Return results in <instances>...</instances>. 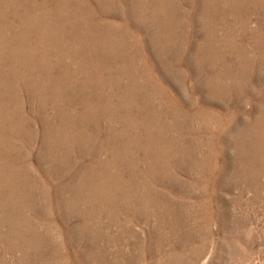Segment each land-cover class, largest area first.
Here are the masks:
<instances>
[{
	"label": "rangeland",
	"instance_id": "obj_1",
	"mask_svg": "<svg viewBox=\"0 0 264 264\" xmlns=\"http://www.w3.org/2000/svg\"><path fill=\"white\" fill-rule=\"evenodd\" d=\"M165 1L168 3V0H164L161 6L163 8L165 5L167 7L169 5L173 6L171 7V9L174 10V13L172 12L170 13V15L172 16H164L163 9H161V6H159L158 16L156 20L152 22H151L152 19H150V15L152 14L147 15L146 17L144 16L145 13H143V17L145 18L144 21H146V23L148 22L147 23L148 26L145 28V30H142V34H144L143 35L144 39L142 37V40L136 39L137 36L142 35L138 31L139 26L137 25L136 18L134 20V17H131V21H129L128 19V24L122 23L125 18L123 17V14H125L124 12L125 10L121 6L120 7L118 6L119 8L117 7L116 8L117 10L114 9L113 14L110 13L107 16L99 12L98 13L96 12L97 14L93 13L94 19L95 18L97 19V20L95 19L96 21L102 20V18L103 19L107 18L109 22L112 24V28H111L112 33L110 36L111 38L115 36V39L113 40L114 42L113 44L112 42L111 43L109 42L110 40L108 41L106 39H102L101 37H99L101 38V41H100V39L98 38V34L100 33V31L103 32V29L101 27H97L96 29V26L93 24L95 26L94 33L92 32L91 34H89L87 31H85L86 32L85 35L89 34V38L91 39L90 42H93L95 44L100 43L99 45L102 47L103 49L102 51L106 50L105 51L107 54L106 57L103 54L105 52L102 53L100 49H98L99 51L97 50L98 52L96 55L95 53H92L91 52L92 48L90 46L91 44H85V48L78 49V45L81 42L78 40V38H76V40L71 41L72 38L69 36L70 34L69 35L67 34V33H70V30H68L67 26L64 30V33L58 32L59 30L57 31L58 35L56 34L57 36H56V41H55L56 47L51 49L52 51L50 50L48 53H46V55L43 49L39 51L40 50L39 45L44 44V42L49 44L48 38H50L51 36V34L49 33L51 32V27L52 29H55L56 26L60 24L65 25L63 23H66L69 25L68 22L71 19L75 21V19L79 16L80 11H81L80 8L82 7L81 5L82 3L80 0L78 1L67 0V2L65 0H59L57 8L54 5V3H49L47 8H43L42 11H41L42 6L38 7L39 9L37 8V11L40 13V14H37L38 17L39 18L45 17L46 21L45 22H42L40 20L38 21L39 23L34 29L36 31L34 33V37H33L34 39L29 41V43L32 44V48L30 46L29 47L33 49L34 54L36 53L40 57V58L36 57L37 59L36 61H38V65L40 69H41L40 63H43V62H44L43 64H48V63L51 64L52 62L54 64L59 65L60 69H62L63 67L58 63L60 60L62 61L65 60V62L62 63V65L63 66L69 65V67L72 70L74 69V72L72 73L73 77H75L77 80L78 79L81 80L77 84L80 85V82L82 83L84 82L88 84V86L89 85L91 86V88L90 86L89 88H86V93L88 96H91L92 103L90 102L89 105L83 108L84 111L88 112L87 110H90L91 106L93 107L94 111L97 108L105 111L102 114L104 118L103 117L100 118L98 120L99 123L97 122V125L99 127L98 128L99 132H95V131L88 132L89 134L94 135L93 136L94 139H97L92 142L93 144H96V141L99 140L97 137H103L105 135L106 132L104 133L103 130L107 131V129L108 130L112 129V131L114 130L117 132H121L120 130L125 131L126 127L123 128V126L120 125L119 123L123 118H125L124 116L127 113H129L126 116L127 119H129L130 117L131 119L135 117L134 119L143 121L142 126L139 124L140 129L137 131L139 135L137 138H134L133 141L138 140V142L140 143L145 142V143L150 144L148 146H150V148L152 149V153L154 152L153 157H155L153 159V162L150 161V163L152 162L150 168H151L152 174L154 175H151V173H148L144 179L138 180V184H142V181L149 183L150 185L149 187L150 188L154 187L153 189L157 192L158 200L160 198L161 200L170 201V202H173L174 205L176 206H178L179 203L183 204V206H185V208L188 210L187 212L189 211L191 212L192 211L191 209L194 208L197 210L199 219L201 218V220H198L195 223V221L191 219L190 217L187 218L189 215L187 216L186 214V218L188 219V222H189L188 226L185 227L183 226L184 223L183 224L178 223V227H177L176 234H175L176 242L171 239V241L177 244L178 247L176 245V249L173 252V248L166 246L167 249H165L164 251L166 253V254L164 253V256H166L167 258L168 257L174 258L176 256L175 259L176 258L178 259V264H180V258H182V264H264V140L260 136L262 135V131L264 130V128H262L264 125L262 126L260 125L262 131L259 130V132L256 131L255 126H254L255 124H258V122H260L262 119L263 120L261 122H263L264 124V57L261 55V54H264V53H261V52H264V48H262L264 47V40L262 41V43H260L256 38L254 40L251 35V32L252 33L256 32L259 21H262L264 23V11L262 8L260 9V7L255 8L258 12H253V11L251 12V10H248V13L250 14L247 15L249 18L247 19V17L244 16V14L241 13V11L235 10L233 14L229 13V10H228V8L230 7L229 4L233 5L234 3L233 1H227V5L224 6V4L226 3V0H218L219 2L217 3V5L222 4L220 8L224 7L223 10L226 9L227 13L226 12L218 13V15L215 16L214 18L211 15L212 13L201 11L204 0H198L200 7L194 10L196 11V13L192 12V10H189L190 6H188L187 1L185 2V0H170L168 4ZM193 1L196 2L195 0ZM214 1H217V0H214ZM256 1L260 2L261 4L264 2V0H255V2ZM41 2L42 0H35L36 4L38 3L40 5ZM211 5H212V2H211ZM178 8L180 11H181V8L184 9V11L182 12V14H184L183 16L182 14L178 15ZM58 10L61 12H59ZM70 10L71 12H69ZM48 12L49 14H47ZM44 13H46L47 16H45ZM68 13L70 16L68 15ZM72 15L74 18H72ZM220 15L223 17H221ZM0 16H1V13H0ZM64 16L65 17L68 16L70 20H68V22L67 20L66 22L63 21V19H65ZM180 16H181V20L183 24H180V19H179ZM241 17H242V20L246 18L248 22L247 23L248 32L246 33H243L244 31L241 28V23H239V19ZM164 18H166L167 20ZM94 19L92 20L90 19V22H94ZM157 19L160 20V22L158 23L159 26H157V21H158ZM161 21H164L166 25L164 26L160 25L164 23V22L162 23ZM221 21L222 22L224 21L223 23L225 27L222 25ZM47 22L48 24L46 25ZM55 23H58V25H55ZM184 23H186L187 25ZM213 24L217 26L215 28L216 31L214 34L209 32L213 30V26H214ZM97 26H99L98 23H97ZM204 28L206 30H204ZM0 29H2L1 26H0ZM44 29L45 31H43ZM151 33H152V37L154 34V37H153L154 39L152 40H151V35H150ZM131 34L133 37L131 36ZM94 35L95 37H93ZM42 37L44 39H42ZM60 37H61V40H60ZM146 37L147 39H145ZM156 37L159 39H157ZM234 39H235V42H234ZM82 40L85 41L84 39ZM32 41L34 44L32 43ZM236 43L238 44L239 47L237 46ZM257 44L259 45V47H257ZM205 47L206 48L208 47V48L206 49ZM72 48H75V49H72ZM238 48L240 51L238 50ZM241 51L243 53H241ZM65 53L67 56H65ZM79 54H82V55H79ZM101 54L104 57V60L101 57ZM52 57H53V60H52ZM45 60H47L48 62ZM77 60H79V62ZM131 61H133L134 64ZM80 62H82L81 65H80ZM226 62H228V64ZM145 64L147 66H145ZM112 65L117 66L120 69L119 73L116 72L117 73L116 74L114 72H111V69L114 70V67ZM259 67L260 68L262 67L261 68L262 70L259 69ZM104 68H107V70ZM55 69L52 71L53 72L52 74H57L56 72L58 71V69L56 70ZM86 69L88 70L87 72H86ZM121 75H124V76H121ZM117 78L118 79L120 78V79L117 80ZM122 78H124L125 80ZM87 79H89L90 82ZM109 80H111L112 83L118 82L121 88L130 87L131 88L130 92L129 93L121 92L120 99L118 101V99L116 98V95L120 92V88L114 86L115 87L114 89V87L109 86L106 83ZM121 83H123L124 85ZM130 83H133V84H130ZM146 85H149V86H146ZM236 89H239V90H236ZM115 93L116 95H114ZM97 100L99 103L97 102ZM93 102L95 103L93 104ZM124 106H125V109L123 108ZM110 107H112L113 109ZM128 110L129 112H127ZM47 111L45 110L43 112L39 110L41 119L43 121H45L48 118L50 119L49 115L51 111H49V109ZM119 114L121 117L119 116ZM116 115L118 116L116 117ZM138 115H140L141 118L142 117L143 118L139 119ZM150 120H151V123L149 124ZM112 121L114 124H112ZM70 122H74L75 125L76 123H80L85 127V122L83 121H77L76 119L75 120L73 119ZM70 122L69 124L71 125L72 123ZM54 123L57 124L56 122ZM89 125H91L90 127L91 129L92 127L95 128L97 126V125L94 126L92 123ZM117 125L118 127L119 126L120 127L118 128ZM42 130H43L42 124L40 123L37 117L36 122H33L32 124V132L34 133V141H33L32 149H31V157H29L30 161L28 162L31 164V166L34 165L37 168L39 167V154H40L39 150H41V154L45 152V147L42 145V140H41L43 137ZM245 132L251 133L250 135L251 137L248 135H247L248 137H245L244 135ZM123 133L126 134L128 132H123ZM129 133L131 136L135 132L131 131V128H130ZM85 134H86V131H85ZM61 135L62 134H60V136ZM68 137L69 135H67V138ZM62 138L66 139L63 136ZM150 139L151 141H149ZM68 140H65L66 144L69 146L68 149L69 148L70 149L74 148L73 150L76 149L74 151L73 156H70L72 157L71 162L72 160L74 162L75 158L77 157L76 154H78L83 159L82 160L83 163L81 162L80 165L86 164V163L88 164L89 159L88 157H86L87 155L80 154L79 152L81 146L83 147L85 146V142L81 141L79 144H75V142L70 137ZM152 142L156 145H154ZM144 145L145 144L143 145L141 144L140 146L143 147ZM165 146L166 148L163 149ZM214 147H216V149ZM35 152L36 153L38 152V153L36 154ZM46 152L48 153V151ZM46 152L42 155L43 157H45ZM48 154L50 155V153ZM46 157L49 158L48 156ZM159 158L162 159V162H161V159ZM40 160L42 161L41 166L44 167L43 169L45 170L48 169V167L51 168L53 166V163L50 162V159H46V160L40 159ZM156 160L159 161V163H157ZM246 160L247 161L249 160V162H247ZM45 161L46 163H44ZM140 162L141 160L138 161V163ZM249 163H251L252 165L251 164L249 165ZM69 169L71 168L65 169L64 170L65 173H67ZM74 171L72 172L76 173V171L75 172ZM145 171L148 172L146 168L144 167L143 163H141L136 169L135 174L138 177L140 176L142 177L144 174H146ZM198 171L203 172L202 175H204L205 177L204 176L202 177L205 178L206 181L204 179H201L200 181L199 178H197V177H200V175L198 176L197 174ZM61 175H63V173H61ZM44 177L45 178L43 179H45L44 180L45 182L51 181L48 175L47 176L45 175ZM149 177L153 178L154 180H151L152 182L151 181L149 182L148 181V179H150ZM64 179L65 177H61V180H64ZM194 179H198V182H197L198 185L196 186L194 185L193 189L188 187V189L190 188L189 191L191 194L186 195L185 193H183V189H185L183 184L184 183L186 184V182L188 183V181L190 182L191 180H194ZM198 189H203V191H205V195L201 198L198 197L199 195L196 196V190ZM192 190L194 191V193L192 192ZM38 195L40 194L38 193ZM191 196L194 199L195 197H198L196 198L197 200L196 202H200L202 201V199L205 200L204 207H202L203 209L193 204L194 202L192 201L194 199H192ZM186 201H189V203L187 204ZM206 216H208L209 219H207ZM71 220L74 224L77 218L73 217ZM207 220H210V221H207ZM236 220H239V222H235L237 225H234L236 228H233L231 224ZM60 224L62 223L60 222ZM202 227L203 228L208 227L206 229L208 230L206 236L198 232V230L200 231L203 229ZM185 228L187 229L184 231ZM40 229L43 230L42 227H40ZM185 232L187 235H185ZM188 235H190L191 237L190 239L187 237ZM69 237L70 236L66 233V231H65V234H63L62 236L59 233L57 234L56 232L54 233V240L58 241L60 244L63 243V246L61 245L62 250H63L62 252H68V253H71V255H73L75 251L79 253L81 251V248L83 247V245L81 246L80 242H77L71 245L73 249L67 251L66 243H68V241L70 242ZM192 243H194L193 244L194 246L192 245ZM170 252L173 254H171ZM192 252H195L197 255H195L193 259H190V255H192Z\"/></svg>",
	"mask_w": 264,
	"mask_h": 264
},
{
	"label": "bare ground",
	"instance_id": "obj_2",
	"mask_svg": "<svg viewBox=\"0 0 264 264\" xmlns=\"http://www.w3.org/2000/svg\"><path fill=\"white\" fill-rule=\"evenodd\" d=\"M65 1L67 2V0H65ZM76 1H78V0H76ZM80 1L82 3L81 4L82 7L80 8L81 11H80L79 16L77 17L75 15L77 17L75 19V21L72 19L70 20V18L68 16L67 17L64 16L65 19H63V21L66 22V20H67V22H68V20H70L68 22L69 25L66 23H63V22L62 23L65 25H61V24L58 25V23H55V25H58V26H56L55 29H52V27H51V32H49L51 34V36H50V38H48L49 44H47L46 42H44V44L40 43L41 45H39L40 46L39 51H41L43 49V51L45 52V55H46V53H48L51 49L55 48L56 47L55 46L56 45V43H55L56 36L58 35L57 33L58 32L64 33V30L67 26L68 30H70V33H67V34L68 35L70 34L69 36L72 38L71 41L76 40V38H78V40L81 42L78 45V49L85 48V44H91L90 45L92 48L91 52L95 53V55H96L97 52L99 51L98 49H100V51H102L103 49L99 45L100 43L95 44L93 42H90L91 39L89 38V34H91L92 32L94 33V27L96 26V29H97V27H101L103 29V32H101L99 30L100 33L98 34V38L101 37L102 39H106L108 41L110 40L109 42L110 43L112 42V44L114 43L113 40L115 39V36L113 38H111V36H110L112 33V29H111L112 24L109 22V20L107 18H104V19L102 18V20L96 21L97 19L96 18H95L96 20L94 19L93 13L97 14L99 12V13H102L103 15L107 16L110 13L113 14L114 9L117 10L116 8L118 6L119 7L121 6L125 10L124 11L125 14L122 13L123 17H125L122 23L128 24V19H129V21H131V17H134V20L136 18L137 19V25L139 26L138 31L142 34V30H145V28L148 26L147 25L148 22L146 23V21H144L145 18L143 17V13H145L144 16H146V17H147V15L152 14V15H150V19H152L151 22L155 21L157 16H158L159 6H161L163 4L164 0L163 1L162 0H80ZM186 1H187L188 6H190L189 10H192V12L196 13V11H194V10H196V8L200 7L198 0H195L197 3L194 2L193 0H185V2ZM227 1H233L234 2L233 5L229 4L230 7L228 8V10H229L230 14H233V12L235 10L241 11V13H243L244 16L247 17V19H249L247 15L250 14V13H248V10H251V12L252 11L258 12L255 8L260 7V9L262 8L264 11V2L261 4L260 2H257V1L255 2V0H226V3L224 4V6L227 5ZM169 2H170V0H168V3ZM204 2H205V4H204ZM204 2H203V7H202L201 11L212 13L211 15L214 18H215V16L218 15V13L226 12V9L223 10L224 7L220 8V6L222 4L217 5V3L219 2L218 0L217 1L204 0ZM211 2H212V5H211ZM49 3H54V5L57 8L59 0H42L40 5L38 3L36 4L35 0H6V1L0 0V13H1L0 26L2 27V29H0V264H178V259L177 258H176L177 260L175 259L176 256L174 258H171V257L167 258L166 256H164V253H165L164 251H165V249H167L166 246L173 248V252L176 249L177 244H175L173 241H175V234H176V230L178 227V223L179 224L184 223L183 226L186 227L189 224L187 218L190 217L191 219H193L195 221V223L198 220H201V218L199 219V215L197 213V210L194 208L191 209L192 210L191 212L190 211L187 212L188 210L185 208V206H183V204L179 203V205L176 206V205H174L173 202L161 200L160 198L158 200L157 199V192L153 189L154 187L153 188L149 187L150 186L149 183L142 181V184H138V180L144 179L148 173H151V175H154V174H152L150 166H151V163L153 162V159L155 157H153L154 152L152 153V149L150 148V146H148L150 144L145 143V142L140 143V142H138V140L133 141L134 138L138 137L139 134L137 131L140 129L139 124L142 126L143 121L138 120V119H134L135 117L132 119H131V117L129 119H127L126 116H127V114H129V113H127L124 116L125 118H123L120 121V123L117 121L120 125L123 126V128L126 127L125 131H123V130H120L121 132H117L114 130L112 131V129L108 130L106 127L107 131L103 130L104 133L106 132L105 135L103 137H97L99 140L96 141V144L92 143L93 141H95L97 139H94V137H93L94 135L89 134L88 132L89 131L99 132L98 131L99 127L97 125V122L100 118L103 117L102 114L105 111L98 109V108L95 109V111H94L93 107L91 105H90L91 109L87 110L88 112L84 111L83 108H85L87 105H89V103L92 100L91 96H88L86 93V88H89L90 85L88 86V84H86L84 82H83L84 84L82 82H80V85H78L77 83H79V81H81V80H79V79L77 80L75 77H73L72 73L74 72V69L72 70L69 67V65L68 66L62 65V63H64L65 60L64 61L60 60L58 63L63 67L62 69H60L59 65L54 64L52 62H51V64L50 63L43 64L44 62L40 63V66H41V69H40L39 65H38V61H36L37 60L36 57H38V58H40V57L36 53L35 54L33 53V49H31L32 44L29 43L30 40L34 39L33 38L34 33L36 32L34 29L37 26V24L39 23L38 21L39 20L42 22L46 21L45 17H41V18L38 17L37 14H40V13L37 11V8L42 6V8H41V11H42L43 8H47ZM61 3H62V1H61ZM220 3H222V2H220ZM165 6H164V8L161 6V9H163V15L164 16H172V15H170V13L171 12L174 13V10L171 9V7H173V6H171V5H169L168 7L167 6L165 7ZM60 7H62V6H60ZM182 8H184V7H182ZM182 8H181V11L178 8V15L182 14V12L184 11V9H182ZM52 11H54V10H52ZM49 12L47 14H49ZM59 12H61V11H59ZM69 12H71V10ZM55 13H53V14H55ZM44 14H45V16H47L46 13H44ZM68 15H69V13H68ZM183 15L184 14H182V16ZM221 17H223V16H221ZM72 18H74L73 15H72ZM60 19H62V18H60ZM90 19L91 20L94 19V22H90ZM158 19H159V17H158ZM164 19H166V18H164ZM179 19H180V24H183L182 20H181V16ZM247 19L245 18L244 20H242V17L239 19V23H241V28L244 31L243 33L248 32ZM260 19H261V17H260ZM57 21H58V19H57ZM138 21H139V23H138ZM147 21H148V19H147ZM168 21H170V20H168ZM52 22H54V21H52ZM159 22H160V20L157 21V26H159L158 25ZM161 22L163 23L164 21H161ZM223 22L221 21L222 25L224 26ZM97 23L99 24V26H97ZM47 24H48V22L46 23V25ZM184 24H186V23H184ZM160 25L164 26L166 24L164 22L163 24H160ZM213 25H214L213 30L209 31V32L214 34L216 31L215 28L217 26L215 24H213ZM154 26H155V24H154ZM231 28H232V26H231ZM208 29H209V27H208ZM219 29H221V28H219ZM240 29H239V31H240ZM204 30H206V29L204 28ZM43 31H45V29ZM85 31H87L89 34L85 35V33H86ZM247 34H249V33H247ZM143 35L144 34H142L141 36L140 35L137 36L136 39L142 40V37L144 39ZM150 35H151V40L154 39L153 38L154 34H153V37H152V33ZM251 35H252V38L254 40L256 38L260 43H262V41L264 40V23L262 21H259L256 32L255 33L251 32ZM131 36H132V34H131ZM145 36H146V34H145ZM186 36H187V34H186ZM93 37H95V35ZM212 37H214V36H212ZM101 38H99L100 41H101ZM127 38H129V37H127ZM249 38H251V37H249ZM42 39H44V38L42 37ZM82 39H84L85 41H83ZM145 39H147V37ZM157 39H159V38H157ZM60 40H61V37H60ZM155 42H156V40H155ZM234 42H235V39H234ZM32 43H33V41H32ZM260 43H258V44H260ZM69 44H70V42H69ZM258 44H257V47H259ZM237 46H238V44H237ZM58 47H59V45H58ZM195 48H197V47H195ZM262 48H264V47H262ZM72 49H75V48H72ZM238 50H239V48H238ZM105 51L106 50L102 51V53ZM70 52H71V50H70ZM130 53H131V51H130ZM203 53H205V52H203ZM241 53H243V52L241 51ZM261 53H264V52H261ZM41 54H42V52H41ZM103 54L105 57L107 56L106 52ZM79 55H82V54H79ZM261 55L264 57V54H261ZM65 56H67L66 53H65ZM73 56H75V55H73ZM75 57H77V56H75ZM101 57L104 60V57L102 56V54H101ZM237 58H238V56H237ZM112 59H113V57H112ZM47 60H49V59H47ZM47 60H45V61H47ZM52 60H53V57H52ZM77 61L79 62V60H77ZM120 61H122V60H120ZM199 61H200V59H199ZM128 62H129V60H128ZM131 62H133V61H131ZM81 63L82 62H80V65H81ZM226 63L228 64V62H226ZM133 64H134V62H133ZM103 65H105V64H103ZM145 66H147V65L145 64ZM82 67H83V65H82ZM113 67H114V70L111 69V72L119 73L120 69L117 66H113ZM255 67H257V66H255ZM55 68L58 69V71L56 72L57 74H52L53 73L52 71ZM107 68H104V69L107 70ZM261 68L259 67V69H261ZM37 69H39V70H37ZM83 71H85V70H83ZM87 71L88 70L86 69V72ZM249 71H250V69H249ZM127 73H128V71H127ZM77 74H78V72H77ZM108 75H110V74H108ZM244 75H246V74H244ZM121 76H124V75H121ZM133 77H135V76H133ZM119 79L117 78V80H119ZM122 79H124V78H122ZM87 80H89V79H87ZM238 81H240V80H238ZM89 82H90V80H89ZM106 83L109 86H112V87L115 86V87L120 88V92L117 95H116V93L114 94V95H116V98L118 99V101L120 99V93L121 92L122 93H125V92L129 93L130 89H131L130 87H126V88L122 87L121 88V86H119L118 82L112 83L111 80L107 81ZM128 83H126V84H128ZM121 84H123V83H121ZM130 84H133V83H130ZM146 86H149V85H146ZM223 86H225V85H223ZM115 87H114V89H115ZM90 88H91V86H90ZM149 89H148V91H149ZM106 90H107V88H106ZM236 90H239V89H236ZM84 91H85V93H84ZM226 91H227V89H226ZM246 92H248V91H246ZM104 98H105V96H104ZM114 101H115V99H114ZM157 101H158V99H157ZM97 102H98V100H97ZM146 102H148V101H146ZM94 103L95 102H93V104ZM141 104H142V102H141ZM122 105H124V104H122ZM71 107H73V108H71ZM110 108H112V107H110ZM123 108L125 109V106ZM146 108H147V106H146ZM48 109H49V111H51L50 115H49L50 119L48 118L45 121H43L41 119V115H40L39 110L44 112L45 110L47 111ZM127 112H129V110ZM45 113H44V115H45ZM112 113H113V111H112ZM34 114L38 117V120L42 124V129H43L42 130L43 131V137L41 139L42 145L45 147V152L48 151V153H50V155H49L46 152L45 157H43L42 155L45 152L41 154V150H39L40 154H39V167L38 168L34 165L31 166V164L28 163L30 161L29 157H31V149H32L33 141H34V133L32 132V124H33V122H36V120H37V117ZM117 116L118 115H116V117ZM119 116H120V114H119ZM132 116H134V115H132ZM138 118L142 119L143 117L141 118V116L138 115ZM73 119L74 120L76 119L77 121L85 122V127L80 123H76V125H75V123H74L75 121L70 122ZM215 119H217V118H215ZM261 121L258 122V124L254 125L256 131H258V132H259V130L262 131L260 125L261 126L264 125L263 122H261ZM54 122H56L57 124H55ZM69 122L72 124L70 125ZM91 123L94 126H96V125L97 126L95 128L92 127V129H91L90 128L91 125H89ZM150 123H151V120H150L149 124ZM102 124H103V122H102ZM112 124H114L113 121H112ZM118 125H117V127H118ZM86 127H88V128H86ZM130 128H131V131L135 132L131 136L129 133ZM262 128H264V126ZM99 130H101V129H99ZM85 131H86V134H85ZM122 131L128 132V133L125 134ZM66 132H68V133H66ZM148 132H150V131H148ZM248 132L244 133L245 137H248L251 135V133H248ZM60 134H62V135L60 136ZM67 135H69V137L75 142V144H79L81 141L85 142V146L84 147L81 146L79 152H80V154H86L87 155L86 157H88V159H89L88 164L85 162L86 164L80 165V163L82 162L83 159L78 154H76L77 157L75 158L74 162H73V160L71 162L72 157H70V156H73L74 151L76 149L75 150H73L74 148H71L72 150L70 148L68 149L69 146L66 144V141H65V140L69 139V137L67 138ZM62 136L66 139H63ZM260 136L264 140V130L262 131V135H260ZM145 139H146V137H145ZM145 139H144V141H145ZM149 141H151V139ZM252 141H254V140H252ZM39 142H41V141H39ZM68 142H69V140H68ZM141 144L142 145L145 144V145L143 147H141L140 146ZM154 145H156V144H154ZM165 148H166V146L163 149H165ZM214 148L216 149V147H214ZM57 152H59V153H57ZM63 153H64V155H63ZM60 154H62V155H60ZM46 156H48L49 158H47ZM243 156H245V155H243ZM137 157H138V159H137ZM240 158H242V157H240ZM40 159H45V160L50 159V162L53 163V166L51 168L48 167V169H46V170L43 169L44 167L41 166L42 161ZM159 159H161V158H159ZM139 160H141L140 163H138ZM150 161H152V162L150 163ZM161 162H162V159H161ZM247 162H249V160ZM44 163H46V161ZM141 163H143L144 167L146 168V170L148 172L145 171L146 174H144L142 177L141 176L138 177L135 174V171L138 168L139 164H141ZM157 163H159V161H157ZM251 163H249V165ZM242 166H243V164H242ZM67 168H71V169H69L67 171V173H65L64 170ZM222 169H223V167H222ZM74 170L76 171V173L72 172ZM156 170H157V168H156ZM158 170H160V169H158ZM239 170H241V169H239ZM202 171H200V172L198 171L199 173L197 172L198 176L200 175V177H197V178H199L200 181H201V179H204L206 181V179L202 177V176H204V175H202L203 174ZM61 173H63V175H61ZM43 175L44 176L48 175V177L51 179V181L45 182L44 181L45 179H43L45 177ZM61 177H65V179L61 180ZM257 177H259V176H257ZM149 178H150V179H148L149 182L151 180H154L151 177H149ZM192 181H194V182H192ZM197 182H198V179H194V180H191L190 182L188 181V183L186 182V184L184 183L183 186L185 187V189H183V193H185L186 195H190L191 194L189 191L190 188L193 189L194 185L195 186L198 185ZM188 187H190V188L188 189ZM38 189L41 191H39ZM192 192L194 193L193 190H192ZM38 193L40 195H38ZM199 193H201V194H199ZM197 195H199L198 197L201 198L205 195V191H203V189H198V190H196V196ZM198 197H195V199H194L191 196V198L195 200V201L193 200L192 202H194L193 203L194 205L198 206L199 208L200 207L202 208V207H204L205 200L202 199V201L196 202L197 201L196 198H198ZM183 202H185V201H183ZM186 203L188 204L189 201H186ZM186 214H187V216L189 215L187 218H186ZM73 217L77 218V220L75 221L74 224L71 220ZM206 218L209 219L208 216H206ZM207 221H210V220H207ZM60 222L62 224H60ZM235 222H239V220H236L231 224L233 228H236L234 226V225H237ZM242 224H243V222H242ZM40 227H42L43 230H41ZM207 228L208 227L203 228L200 231L198 230V232L200 234L206 236L207 231H208V230H206ZM186 229L187 228H185L184 231ZM65 231L70 236L69 237L70 242L68 241V243H66L67 244L66 245L67 251L73 249L71 247V245H73L77 242H80L81 246L83 245V247L81 248V251L79 253H77L75 250H74L75 253H73V255H71V253H68V252H62L63 251L62 250L63 243L60 244L58 241L54 240V233L55 232H56V234L59 233L62 236L63 234H65ZM187 231H189V230H187ZM185 235H187L186 232H185ZM183 237H184V235H183ZM187 237L189 239L191 238L190 235H188ZM198 238H199V236H198ZM171 239L173 241H171ZM198 240H197V242H198ZM193 244L194 243H192V245ZM177 247H178V245H177ZM171 254H173V253H171ZM195 255H197V254L195 252H192V255H190V259H193ZM163 258H164V260H163ZM166 258H167V260H166ZM180 264H182V258H180Z\"/></svg>",
	"mask_w": 264,
	"mask_h": 264
}]
</instances>
